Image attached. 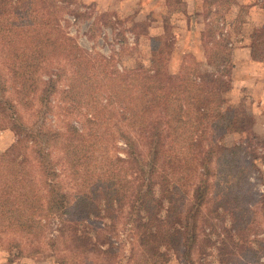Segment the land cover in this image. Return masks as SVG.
<instances>
[{
	"label": "trees",
	"instance_id": "1",
	"mask_svg": "<svg viewBox=\"0 0 264 264\" xmlns=\"http://www.w3.org/2000/svg\"><path fill=\"white\" fill-rule=\"evenodd\" d=\"M74 2L0 0V114L15 135L0 153V233L25 237L27 255L19 241L11 247L31 257L43 251L54 217L58 236L48 239L62 240L71 264L91 256L113 264L118 248L108 231L128 210L141 248L136 264H166L171 253L191 262L202 232L218 264L249 262L254 244L264 250L249 191L255 164L241 143H224L241 121L228 97L231 43L217 26L236 0L203 1L207 64L217 69L204 81L197 65L167 72L163 44L135 68L81 49L59 22ZM164 2L168 15L187 17L185 3ZM251 56L264 58V26L251 34ZM54 108L63 117L57 127L45 117Z\"/></svg>",
	"mask_w": 264,
	"mask_h": 264
},
{
	"label": "rangeland",
	"instance_id": "2",
	"mask_svg": "<svg viewBox=\"0 0 264 264\" xmlns=\"http://www.w3.org/2000/svg\"><path fill=\"white\" fill-rule=\"evenodd\" d=\"M74 1L73 4L68 6V10L60 15L59 22L64 32L71 36L81 49L91 54L111 57L120 68L147 67L152 47L163 44L170 48L166 61L167 72L170 74H177L184 71L188 66L197 65L199 67L198 76L195 77L204 81L213 78L217 71L216 68L214 69V67L207 64L206 59L207 48H210L212 44L208 42L210 29L206 27L208 16H206L207 14L203 8L204 0H198L197 4L194 5L195 8H190L186 18L176 14L168 15L164 0ZM180 2L186 3V0H180ZM170 4H172V7L179 8L175 4V0H171ZM177 11V13H180V10L177 9ZM241 13L243 16L242 9ZM233 17L234 15L229 13L227 7H223L217 24L220 33L224 34L229 42L230 37L232 38L236 33L240 22L238 17L233 25ZM166 22L167 30L164 29ZM163 36H165V39L162 38ZM231 42L235 44L234 41ZM228 97L236 106V111L240 116L241 129L239 133L226 134L224 143L227 146L241 143L255 164V169L252 170L249 178L251 184L249 191L252 190L251 201L255 203L252 207L257 211L255 229L260 233L257 237L264 239L263 204L258 201L264 200V130L258 132L254 128L256 118L251 115L253 106L249 98V90L238 91L232 88ZM21 111L24 112L22 109ZM60 116L59 111L54 108L45 117L51 122V125L57 127L59 120L63 118ZM259 123L261 122L259 121ZM8 126V123L2 119L0 114V131L10 132ZM1 132L0 153L9 146H7L8 143L13 141L10 142L11 134L5 136ZM12 139L15 140L14 133ZM141 143H138V148L145 157L147 142L145 140ZM119 145V155L124 156L123 150H120L124 148V145L122 143ZM128 216H130L128 210L121 211V216L116 220L114 228L108 231V237L111 238L114 246L119 249H117V258L113 264H136V258L141 252V248L137 243L134 225L131 222L132 220H128ZM46 224L45 239L40 240L43 251L35 253L31 257H17V251L11 247L12 244H18L19 241L22 243L20 247L24 249L21 252L27 255L32 246L25 244V237L17 235L11 229L4 230L5 233L3 234L0 233V264H60V261L71 264L70 252L64 249L67 246L61 244L62 240L57 239L55 246L48 239L49 237L58 236L57 229L59 225L57 219L51 217L46 221ZM216 224L219 228L227 225L226 220L223 224L220 222H216ZM251 237L249 235V238ZM212 239H216L215 236H212ZM259 246L261 245L254 244L253 247L259 253H256V257L250 258L249 262L243 264H264V252H262L264 250H260ZM105 247L106 244H104ZM243 253L248 254L247 252ZM91 257V260L84 258L87 260L83 259L84 264L104 263L99 256ZM169 257L166 264H218L216 249L204 240V232L200 234L193 246L190 255L191 262L185 261L173 253Z\"/></svg>",
	"mask_w": 264,
	"mask_h": 264
},
{
	"label": "crops",
	"instance_id": "3",
	"mask_svg": "<svg viewBox=\"0 0 264 264\" xmlns=\"http://www.w3.org/2000/svg\"><path fill=\"white\" fill-rule=\"evenodd\" d=\"M197 2L198 0H186V12L189 13L190 8L194 9V5ZM242 7L246 8L243 16L241 13ZM227 9L230 14L234 15L232 19L233 25L236 23V19L240 15L242 16L239 17L240 22L238 21L239 27L236 33H234L232 38L230 37L231 62L233 66L231 70V85L233 89L238 91L249 90V98L253 106L251 115L256 118L254 128L260 132L264 130V58L261 60L252 58L251 34L254 30L264 26V6L260 0H236L235 4L227 7ZM231 41H234L235 44ZM1 133L5 136L6 134H11L10 142L11 140L14 141L11 130L10 132L4 130ZM11 143H8L7 146Z\"/></svg>",
	"mask_w": 264,
	"mask_h": 264
}]
</instances>
